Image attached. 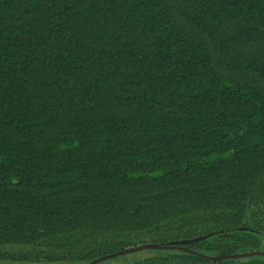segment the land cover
Here are the masks:
<instances>
[{
	"label": "trees",
	"instance_id": "16d2710c",
	"mask_svg": "<svg viewBox=\"0 0 264 264\" xmlns=\"http://www.w3.org/2000/svg\"><path fill=\"white\" fill-rule=\"evenodd\" d=\"M264 264V0H0V264Z\"/></svg>",
	"mask_w": 264,
	"mask_h": 264
},
{
	"label": "water",
	"instance_id": "95a60500",
	"mask_svg": "<svg viewBox=\"0 0 264 264\" xmlns=\"http://www.w3.org/2000/svg\"><path fill=\"white\" fill-rule=\"evenodd\" d=\"M156 247H158L157 244L146 243V244H143V245H138L136 247L126 248V249H123V250H120V251H116V252L104 255V256H102V257H100L98 259H95V260H93L91 262H88L86 264H97V263H99V262H101L103 260L111 259V258L117 257L119 255H122V254H125V253H128V252L141 250L143 248H156ZM255 253L264 254V252H262V251H252V252L250 251V252H244V253H233V254L222 255V256H213L211 259L213 261H217V260H221L223 258L244 257V256H248V255L255 254Z\"/></svg>",
	"mask_w": 264,
	"mask_h": 264
},
{
	"label": "rangeland",
	"instance_id": "374dc122",
	"mask_svg": "<svg viewBox=\"0 0 264 264\" xmlns=\"http://www.w3.org/2000/svg\"><path fill=\"white\" fill-rule=\"evenodd\" d=\"M263 248H264V245H263Z\"/></svg>",
	"mask_w": 264,
	"mask_h": 264
}]
</instances>
